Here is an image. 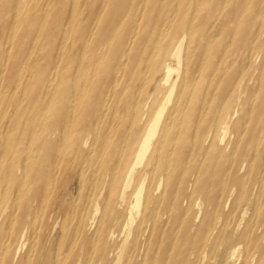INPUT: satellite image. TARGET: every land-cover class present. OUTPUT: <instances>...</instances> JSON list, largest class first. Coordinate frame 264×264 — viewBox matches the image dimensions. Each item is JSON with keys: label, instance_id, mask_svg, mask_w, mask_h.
<instances>
[{"label": "rangeland", "instance_id": "obj_1", "mask_svg": "<svg viewBox=\"0 0 264 264\" xmlns=\"http://www.w3.org/2000/svg\"><path fill=\"white\" fill-rule=\"evenodd\" d=\"M111 3L122 7L125 0ZM144 9L135 51L154 33L161 49L157 58L167 60L162 53L184 38L187 80L173 147L149 168L142 214L131 226L120 264H254L264 247V0H148ZM50 14L57 22V8ZM137 53L130 52L132 61ZM121 82L112 102L119 105L104 118V134L98 139L91 133L85 145L67 137L49 185L43 179L36 185L35 179L57 158L51 150L43 166L28 172L29 186L19 198V171L6 191L0 186V264L116 263L146 163L126 186L133 154L126 160L121 154L129 123ZM149 86L153 92L154 81ZM62 143L61 135L56 145ZM42 157L39 151L34 159ZM20 238L26 245L15 256Z\"/></svg>", "mask_w": 264, "mask_h": 264}, {"label": "bare ground", "instance_id": "obj_2", "mask_svg": "<svg viewBox=\"0 0 264 264\" xmlns=\"http://www.w3.org/2000/svg\"><path fill=\"white\" fill-rule=\"evenodd\" d=\"M112 1L0 0V186L6 191L13 173L19 171L22 178L19 177L21 180L15 191L19 198L25 185L29 186L26 183L28 172L43 166L46 156H51V150L57 158L46 173L38 172L35 179L36 185L42 179L49 185L50 175L53 176V171L59 167L61 152L67 150L63 146L67 137H75L85 145L91 133L98 135V139L104 134V118L112 112V107H118L119 104L112 105V102L116 101V88L124 80L127 88L122 87L124 93L121 95L126 94L127 99L120 101L124 118L129 123L121 154L125 160L133 154V161L127 168L126 186L131 183L136 167L146 163L144 174L135 186L125 223L127 232L115 263L120 264L131 226L142 214L149 168L155 167L173 147L170 146L175 139L176 116L184 102L181 91L187 80L184 72V54L187 53H182V38L175 47L162 53L167 60L158 59L161 55L159 35L154 33H148L141 41L143 47L139 45L137 53L134 44L148 0H125L122 7H115ZM54 8H57V22L51 19L50 12ZM130 52L137 53L133 61ZM63 63L67 64L66 72L62 69ZM173 74L175 79H172ZM105 80L113 83L108 86ZM153 81L154 91L149 92ZM55 131L60 135L52 139ZM61 135L64 143L56 145ZM24 139L25 145H20ZM100 140L105 142L106 139ZM39 151L43 157L37 161L34 158ZM4 162H7L6 166ZM3 196L1 193L0 202ZM5 210L6 205L1 214ZM98 210L96 205L95 212ZM25 245L20 238L14 255L18 256ZM230 256L235 257V250ZM254 264H264V247L260 248Z\"/></svg>", "mask_w": 264, "mask_h": 264}]
</instances>
